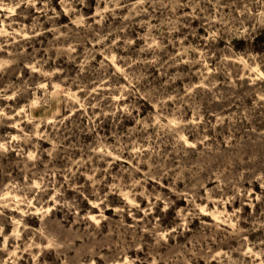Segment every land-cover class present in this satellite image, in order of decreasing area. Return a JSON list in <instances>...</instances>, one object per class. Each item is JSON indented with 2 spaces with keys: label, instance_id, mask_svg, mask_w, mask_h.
Here are the masks:
<instances>
[{
  "label": "clouds",
  "instance_id": "obj_1",
  "mask_svg": "<svg viewBox=\"0 0 264 264\" xmlns=\"http://www.w3.org/2000/svg\"><path fill=\"white\" fill-rule=\"evenodd\" d=\"M38 2L39 0H0V12L11 11L15 14L20 5L35 7ZM59 2L70 14L69 19L75 17L72 20L75 28L69 27L63 17L55 12V8L49 7L48 0H45V9L40 11L46 10L45 14L47 11L55 13V17L50 16L49 19L59 17L60 27L67 30L61 32L59 27L44 29L37 19L34 27H40L41 31L35 34L43 35L44 32L51 31L55 34L56 41H61L63 38V43L57 48L58 58L66 54L72 63L79 59L78 50L82 46L92 44L79 64L78 71L71 64L63 63L46 68L50 57L38 60L35 50L30 53L23 45L13 48L12 45L18 44L19 38H30L32 33H26L23 25L17 31L0 20V39L3 40L0 43V53L7 52V57H0V80L7 78L11 81L9 87L0 89V99L17 100L21 103L23 106L20 108V113L27 116L28 123L33 126L32 130L25 131L24 127H20V124L24 123L21 119L14 125L17 127V134L11 137L16 143L0 139V155H10L14 151L16 155L26 157L23 176L15 175L12 170L7 169V165L0 163V170H3L7 177V182L0 180V253L8 254L7 259H0V264H17L22 258L17 253L22 251L31 254L32 249L40 248L43 251L48 248L60 254L62 249L71 247L73 243L71 240L65 242L62 239H54L50 235V226L53 219H59L53 216V213L59 209L82 208L79 203L80 196L85 200L95 196L96 201L109 204L111 202L106 201V197H119L125 205L116 203L111 204V207L120 215L126 210L131 212L132 209L142 210L148 215L161 206L160 211L163 216L157 218L158 221L166 219L168 213L175 210L185 222L174 225L169 230L162 228L160 222L149 228L151 222L145 220L140 231L151 235L155 241L150 259L141 260L129 255L130 251L137 254L144 251V242L141 239H134L130 244L126 243L117 253V258L110 260L109 264H194L199 259H204L205 264H210L213 257L208 253L213 243L218 249H222L230 238L239 237L241 241L247 240L244 233L248 229L242 226V221L248 220L243 208L245 196L249 198L248 207L254 210L251 217L253 230L264 228V221H261L260 216L255 215V203L264 202V196L257 192L255 182H259L260 187L264 188V170H257L252 176V186L247 187L246 171L242 170L237 174L235 168L229 169L223 165V158L219 156L223 149L217 150L207 144L201 149L198 145L208 139L206 136L203 140L190 139L191 130L188 128L190 122L184 119V114L179 108L172 110L168 107L169 101L180 100L179 94L141 91L143 88L141 81L128 72V69L136 63H159L155 56L166 48L163 41L167 37L163 33L162 26L160 23H152L155 17L146 5L151 6L155 12L163 10L162 14L175 17L174 20L166 23L179 25L185 17L191 16L193 19L198 17L197 9L202 3L214 2L218 7L219 0H187V3H183L182 0H102L103 8L100 7L101 0H97L95 11L91 14L84 12V8L92 7L89 0H59ZM239 2L243 3V7L238 8L240 16H233L228 22V26L235 34L247 32L246 25L249 21L253 22L254 26L264 24V0H238ZM75 5L82 7L77 8ZM186 7H191L192 13L177 15L179 9ZM125 8L128 9V15L122 18L129 23L121 25L120 29L126 33L136 17L145 15L148 17L147 20L140 19L139 23L141 27L147 25L146 35L149 44L144 51L151 49L153 60L129 61L128 57L132 53L127 51V46L134 44L135 41L131 38L124 39L125 52L119 53L117 50L122 39L119 32L105 30V23H113L115 27L112 18H121L119 10ZM97 16L99 19L94 20V23L87 22ZM218 22L224 23L223 19ZM212 23L213 17L209 16V27ZM236 24H239L238 28L235 27ZM96 25L100 27L97 28ZM153 30L159 35L153 37ZM223 30L217 29L211 33V36L218 38ZM171 31H179V28H173ZM110 37L114 38L110 40ZM106 41L110 42L105 43ZM181 43L183 44V41ZM97 44L101 46V55L104 56V60L100 61V69H95L92 65ZM187 62L194 63V61ZM112 67L117 71L111 72ZM25 68L36 75L25 78L23 75ZM17 75L19 82L12 79ZM120 75L128 78L127 85H122ZM10 89V94L5 95ZM141 95L156 108L154 115H145L151 110L140 102ZM101 100L107 103L102 104ZM62 104L68 105L69 115L62 114L60 107ZM6 107L8 106L0 107V121L13 119V116L6 112ZM32 109H41L44 115L38 118L33 115ZM91 109H99V113L92 111L89 114ZM81 111L89 116L90 122H94V117L101 119V123L95 124L100 130L97 132L100 140L94 142L83 136L79 137L78 142L70 146L71 149L80 150L79 159H76V152L64 147V141L68 137L67 131L62 129L69 130V125L75 127L77 120L73 117ZM135 113L139 115H134ZM105 117H111L114 125L111 130L102 128V124L106 123L103 119ZM125 117L136 121L137 127L132 128L130 132L123 131L130 127L125 122ZM202 120L203 117H200L191 123L198 125ZM44 124L49 127L41 131L40 128ZM40 141H46L51 148L45 147ZM169 147L171 152L168 151ZM230 147L234 146L230 145ZM209 151L217 152L216 163L208 168L198 167L201 164L200 156ZM45 152L51 159H43ZM69 156H71L69 164L61 162L60 157ZM105 164L107 167L103 166ZM144 164L147 165L148 171L143 173L142 178H137V173ZM42 165L43 170H41ZM124 165L130 167L125 168ZM115 166L119 167V171L115 170ZM170 172L175 173L177 183L165 185L162 181ZM60 176H63V182L58 179ZM81 177L84 179L81 180ZM150 180L160 185V189L150 186L148 183ZM213 180L216 187H207V184ZM180 181L184 182L183 187ZM165 187L167 192L163 191ZM201 188L204 190V195L201 194ZM68 189L78 196L75 199L69 197ZM49 193L52 194L51 197ZM173 196L179 197L180 200L173 199ZM141 197L149 201L147 208H144L142 202L138 200ZM238 199L239 207L236 204ZM183 201H187V205ZM209 204L213 206L211 209L208 207ZM227 205H232L231 211L227 209ZM132 215L135 219V213ZM202 215L212 216L215 219L216 223L210 225L211 233L200 240L192 241L191 248H177V244L182 242L177 239L176 244H173L171 240L173 233L178 236L181 227L187 231L188 224ZM37 217L38 223L30 222L29 218ZM93 219L99 228L101 221L109 217L101 214ZM7 222L12 226L8 235L5 234ZM191 230H196L194 224ZM29 233L31 235L26 239V234ZM37 236L40 238L39 242ZM184 239L188 241L190 238L185 236ZM10 240L15 243L9 245ZM205 245L208 247L205 248ZM10 247L11 252H9ZM240 249L239 258H233L231 249L217 251L214 253L217 264H246L245 258H251L252 264H264V248L249 242L242 243ZM95 255H101V259H105L93 248L92 256ZM65 264H68V259ZM88 264H96L95 259L90 257Z\"/></svg>",
  "mask_w": 264,
  "mask_h": 264
},
{
  "label": "rangeland",
  "instance_id": "obj_2",
  "mask_svg": "<svg viewBox=\"0 0 264 264\" xmlns=\"http://www.w3.org/2000/svg\"><path fill=\"white\" fill-rule=\"evenodd\" d=\"M182 2L187 3V0H182ZM89 3L92 7L84 8V12L91 14L95 11L97 0H89ZM48 4L50 8H55V12L63 17L64 22L69 27L75 28V24L72 23L75 17L69 19L70 14L60 4L59 0H48ZM75 6L77 8L82 7L81 5ZM100 7H104L102 0ZM146 7H149L155 17L152 19V23H160L162 26L163 33L167 37L163 41L166 48L155 56L159 63L133 64L128 69L129 75L141 81L143 85L141 91L148 92L151 90L153 93L164 92L168 95L179 94L180 100L169 101L168 107L172 110L179 108L184 114V119L190 122L188 124V128L191 130L190 139L203 140L205 136L208 137L207 140H204V143L198 146L203 149L204 145L207 144L217 150L223 149L224 151L219 153V156L223 158V165L229 169L235 168L237 174L242 170L246 171L245 180L248 182L246 186L251 187L253 183L252 176L255 172L264 170V75H262L264 74V24L254 26L253 22L249 21L246 25L247 32L235 34L234 30L228 26V22L231 17L240 16L238 8H242L243 3H238V0H219L218 7L214 2L202 3L197 9L199 12L198 17L195 19L191 16L185 17L179 25L166 23V21L174 20L175 17L162 14L163 10L155 12L151 6L146 5ZM41 9H45V0H39L35 7L22 4L16 9L15 14L11 11L0 12V20L6 26L11 25L13 29L19 31L20 26L23 25L26 33H32L30 38H19L18 44H13L12 47L18 48L23 45L30 53L35 50L36 59L38 60L50 57L46 68L55 66L57 63H63L66 65L71 64L78 71L79 64L83 61L87 49L91 48L92 44L82 46L78 50L79 59L74 63L69 61L66 54L58 58L57 48L63 43V38L61 41H56L55 34L51 31H46L43 35H36L35 33L41 31V28L34 27V25L39 19L44 29L59 27L61 32L67 29L60 27L59 17L53 20L49 19L50 16L55 17V13L47 11V14H45L46 10L40 11ZM192 11L191 7L182 8L178 10L177 15L183 16L184 13H192ZM119 14L121 18H112L115 27L113 23H105L104 25L105 30L111 29L114 33L119 32L122 37L117 51L124 53L125 44L123 41L131 38L135 43L127 46V51L132 53L128 57L129 61L153 60L152 50L144 51L149 44L146 35L148 32L147 25L141 27L139 23L140 19L147 20L148 17L146 15L136 17L135 21L132 22V27L126 33L120 29V26L129 23V21L122 18L128 15V9L119 10ZM209 16L213 17L211 27L208 25ZM98 19L97 16L87 22L94 23V20ZM221 19L224 21L223 24L218 22ZM96 27L99 28L100 25H96ZM177 27L179 31H171V29ZM235 27L238 28L239 24H236ZM217 29L224 30L219 33L218 38H213L211 33ZM158 35L159 33L153 30L152 36ZM113 38L110 37V40ZM181 41H183V44ZM2 42L3 40L0 39V43ZM108 42L110 41L105 43ZM0 57H7V52L0 53ZM103 60L101 46L97 44L92 65L95 69H100V61ZM187 61H194V63ZM121 63H123V60ZM210 69L214 71H209ZM116 71L115 67L111 68V72ZM23 75L28 78L36 74L25 68ZM119 78L122 85L129 83L126 76L120 75ZM12 79L19 82V75L14 76ZM10 84L11 81L7 78L0 80V89L9 87ZM10 91L11 89L5 95L10 94ZM81 95L83 96V93ZM139 99L142 104L151 110L146 112L145 115H154L156 108L143 95ZM101 103L106 104L107 102L101 100ZM5 106H8L5 110L13 116V119L0 121V139L11 141L14 144L16 142L12 141L11 137L17 134V127L14 126L17 122L23 119L24 123L20 124V127H24L25 131L32 130L33 126L28 123V117L20 113V108L23 105L18 103L17 100L0 99V107ZM60 107L63 115H69L67 104H62ZM31 111L38 118L44 115L41 109H32ZM92 111L99 113V109H91L89 114ZM134 115H139V113ZM200 117H203L201 123L198 125L191 123V121ZM73 119L77 120L75 127L69 125V130L62 129V131H67L68 137L64 141V147L69 151H75L76 159H79L80 150L78 148L71 149L70 146L76 144L81 136L94 142L99 141L100 136L97 135V132L100 130L95 127V124L101 123V119L94 117V122H90L89 116L82 111L76 113ZM103 119L106 123L102 124V128L111 130L114 127L111 117ZM124 119L130 127L123 129V131L130 132L132 128L137 127L134 119L128 117ZM45 127L49 126L44 124L40 130L43 131ZM49 130L51 129L49 128ZM153 135H155L154 132ZM40 143L47 148H51V145L46 141H40ZM230 145L234 147H230ZM168 151H172L171 147L168 148ZM217 158V152L209 151L200 156L201 164L198 167H211L216 163ZM25 159L26 157L16 155L14 151L10 155H0V163L7 165L8 170H12L15 175L19 176L24 174ZM43 159L49 160L51 158L45 152ZM60 160L64 164H69L71 156L68 158L60 157ZM103 166L107 167L106 164ZM43 167L42 165L41 170H43ZM124 167L127 168L130 165H124ZM115 170L119 171V167L115 166ZM146 171H148L147 165H141V171L137 173V178H142L143 173ZM124 175L127 176V174ZM58 179L61 182L64 180L63 176L58 177ZM83 179L81 177V180ZM0 180L7 182L3 170H0ZM148 183L155 189H160V185L156 184L155 181L150 180ZM162 183L165 185L169 183L176 184L175 173L170 172ZM183 184L184 182L180 181L181 187H183ZM65 187L67 188V185ZM207 187L215 188L214 180L209 182ZM255 187L257 192L264 196V188L260 187L259 182H255ZM163 191L167 192V187ZM201 194H205L203 188H201ZM51 195L49 193V197ZM67 195L73 199L78 196L71 189H68ZM101 195H104V193H101ZM172 198L177 201L180 200L177 196ZM243 199V208L248 220L246 222L242 221V226L248 229L244 233L247 240L241 241L239 237L230 238L222 246V249H218L213 243L211 251L208 253L209 256L213 257L210 264H217L214 253L219 250L228 251L231 249L233 250V258L241 257L240 245L242 243L247 244L250 242L264 248V228L253 230L251 217L254 210L248 207L249 198L245 196ZM138 200L142 202L144 208H147L148 200H144L142 197ZM106 201H110L111 204L125 205V202L116 196H108ZM79 203L83 206L82 208L70 209L64 207L54 212L53 216L59 217V219H53L50 226V235L54 239H62L65 242L67 240L73 241L71 247L62 249L60 254L48 248L43 251L40 248L32 249L31 254L28 251H22L17 253L22 257L17 264H65L66 259H68V264H88L90 257L95 259L96 264H109L110 260L117 258V253L124 248V245L126 243L130 244L134 239H141L144 242V251L139 254L130 251L129 255L138 257L141 260L150 259L155 241L151 235L140 231L143 222L145 220L150 221L149 228L160 222L162 228L169 230L174 225L185 223L175 210L170 211L166 219L158 221L157 218L163 216L160 211L161 206L152 210L148 215L144 211H137L136 209H132L131 212L126 210L123 215H120L111 207V204L96 201L95 196H90L89 200H85L84 197L80 196ZM183 203L187 205V201H183ZM253 203H255L254 200ZM236 204L237 207L240 206L239 199ZM208 207L211 209L213 206L209 204ZM226 207L229 211L232 210V205ZM132 213H135V219H133ZM261 213H264V202L255 203V215L260 216L261 221H264V215H261ZM6 214L18 215L17 213ZM101 214L109 217V219L102 220L98 228L93 217H99ZM29 219L31 223H38V217ZM214 223L216 221L212 216L202 215L199 219L194 218L188 224L187 231L184 227H181L178 236L173 233L172 243L176 244L178 239L182 243L177 244V248H191L192 241L200 240L211 233L210 225ZM7 224L6 235L10 234L12 227L10 222H7ZM193 224L196 226L195 231L191 230ZM28 235L31 234H26V239ZM185 236L190 239L185 241ZM39 241L40 238L37 236V242ZM13 243L15 241H9V245ZM204 247L207 248L208 246L205 245ZM93 248L97 253L102 254L105 259H101V255L93 257ZM246 250L245 248L244 251ZM11 251L10 247L9 252ZM7 256V253H0V259H7ZM245 260L246 264H252L251 258H245ZM194 264H205V260L199 259Z\"/></svg>",
  "mask_w": 264,
  "mask_h": 264
}]
</instances>
